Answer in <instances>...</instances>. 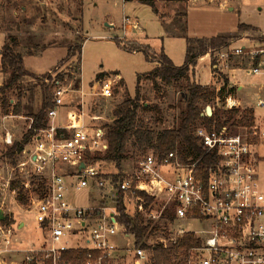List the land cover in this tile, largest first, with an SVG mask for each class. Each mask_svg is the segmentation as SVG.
Returning a JSON list of instances; mask_svg holds the SVG:
<instances>
[{
    "label": "built area",
    "instance_id": "obj_1",
    "mask_svg": "<svg viewBox=\"0 0 264 264\" xmlns=\"http://www.w3.org/2000/svg\"><path fill=\"white\" fill-rule=\"evenodd\" d=\"M212 1V0H210ZM124 31L129 18H124ZM229 46L207 55L215 68L232 70V59L243 58V68L251 75H264V42L256 45ZM236 67V68H241ZM54 79L57 75L49 74ZM117 78L121 75H116ZM49 82L48 77L45 78ZM68 76L57 81L53 107L49 110L48 123L34 127L29 120L27 130L33 131L28 147L29 160L20 164L22 186L30 195L35 222L44 231L47 242L40 248L27 249L26 264H148L153 252L135 247L131 235L124 233L117 209L83 208L69 198L71 190L80 191L94 179L99 186L109 183L99 168L96 156H104L109 149L106 129L93 123L101 116L89 113L87 96L111 98L114 81L111 78L96 80L92 92L86 91L83 78L77 90L79 105L71 107L66 120L58 121L66 108L64 88ZM221 88H218L219 91ZM220 98H217V101ZM264 106V100H259ZM224 109L240 108L233 94L226 96ZM214 110V108H213ZM205 115L206 110H205ZM16 116L12 113L4 116ZM211 117V116H209ZM204 149L199 158H184L179 151H171L162 159L152 152L137 161L136 167L124 173L118 182L127 199L128 213H139L155 223L168 222L169 236L159 237L155 243L165 248L178 245L179 238L195 234L202 239L199 246L180 252L172 264H264V191L261 188L255 154L256 142L264 143V129L219 128L200 126L195 131ZM14 136L7 131L6 144L14 143ZM205 155L212 156L204 164ZM85 164L81 168L82 164ZM168 169L163 172V169ZM30 176V178H28ZM30 181V182H29ZM42 182L40 189L39 183ZM37 189V190H36ZM16 192V190H14ZM144 192L154 198L146 208ZM134 203V209L129 203ZM36 207V209H34ZM169 213H174L171 220ZM178 220L208 223L202 230H178ZM117 237L120 243H116ZM14 230L11 223L0 222V254L14 252ZM84 251V255L79 252ZM74 252L72 257L68 256Z\"/></svg>",
    "mask_w": 264,
    "mask_h": 264
},
{
    "label": "rangeland",
    "instance_id": "obj_2",
    "mask_svg": "<svg viewBox=\"0 0 264 264\" xmlns=\"http://www.w3.org/2000/svg\"><path fill=\"white\" fill-rule=\"evenodd\" d=\"M157 8L165 13L166 20L163 22L154 7L147 3L137 1L126 2L125 0H0L6 15L0 12V26L6 28L9 23L17 24L13 27V33L20 39L19 51L23 53L25 67L31 76L25 77L23 91L15 90L14 94L23 93V99L31 106L29 112H38L42 105V83L40 78L53 73H63L70 63H77L79 59V45L82 48V64L80 73L76 77L83 78L86 91L92 92L97 75L100 72L111 74L114 81V94L111 98L89 95L86 98L89 113L102 117L99 121H93L98 125L109 124L113 120V111L128 97L135 96L138 75L151 71L156 63L146 59L143 48L136 51L125 48L137 46H151L155 53L164 51L176 65L181 66L186 60L188 42L187 38H211L218 35L230 37L232 46L243 44L256 45L264 37V0H190L186 8L181 0H153ZM26 5L28 9H22ZM230 7L234 9H230ZM189 12V16L183 18V28L173 25V20L178 19L175 13L178 11ZM129 18L124 31L123 20ZM180 19V18H179ZM178 19V21H179ZM9 20V22L7 21ZM110 22H114L115 26ZM245 25L242 29L241 25ZM248 25L252 26L248 28ZM118 26V27H117ZM20 30V31H19ZM19 31V32H18ZM5 43L4 32H0V47ZM71 49V55L70 54ZM69 58L66 62L63 60ZM243 58L232 59V70L221 71L215 68V62L210 56L205 55L199 59L194 70L192 79L203 85L212 84L221 88L228 77L236 84H243V94L253 99L257 104L260 98L264 99V75H251L243 68ZM1 63V55H0ZM241 67V68H236ZM120 72L122 77L114 75ZM1 76V75H0ZM6 77V76H5ZM231 77V78H230ZM124 79L126 86L121 84ZM0 82H2L0 78ZM64 88L71 89L66 94V108L58 121L66 120L67 112L71 107L79 105V97L76 89V81L68 77ZM231 86V85H230ZM167 90L162 99L160 92L153 87L151 81L142 82V98L147 103H159L163 115L160 117L153 112L141 114L146 124L157 131L167 127H173L180 121L186 110V102L180 92H176L172 85H165ZM234 95L240 98L237 88ZM18 102V96H14ZM203 104L207 108L223 107V97ZM242 99V98H241ZM243 103V102H242ZM244 104V103H243ZM245 105V104H244ZM205 108V110H206ZM256 125L264 129V107L256 106ZM255 112V111H254ZM258 119L263 121H258ZM29 120L22 117H8L0 108V209L9 216V224H13L15 237L20 241L16 248L19 253L1 257L12 264L13 260L21 263L25 256L24 249L38 247L47 242L45 233L35 222L34 212H29L33 206L29 193L27 204H22L18 198L20 189L12 190L11 181L20 177L22 171L20 164L29 160L28 147L19 153L14 160L6 155L13 144H6L4 136L10 131L15 141H21L27 131ZM3 138V139H2ZM255 156L259 166L260 156L264 157V143L260 139L256 142ZM133 149H129V157L123 162V172H131L140 158L132 157ZM264 161V160H262ZM264 162L261 163L263 166ZM264 167V166H263ZM99 168L104 174L118 172L115 163L101 160ZM168 169L164 168L163 172ZM24 176V175H23ZM260 181L264 191V175ZM30 178V176L28 177ZM30 182V181H29ZM23 187V186H22ZM115 190L109 183L104 186L97 185L93 179L88 187L80 191L71 190L69 198L73 204L83 208H106L109 212L115 210L113 199ZM134 203L129 207L134 209ZM36 209V207H34ZM27 223L22 230L19 229V221ZM1 222V220H0ZM3 223V222H1ZM168 223L160 222L161 229L149 238L151 243L159 240V237L169 236ZM208 223L199 221L178 220L174 226L178 230H202ZM120 243L119 238H114ZM5 264L4 262H2Z\"/></svg>",
    "mask_w": 264,
    "mask_h": 264
},
{
    "label": "trees",
    "instance_id": "obj_3",
    "mask_svg": "<svg viewBox=\"0 0 264 264\" xmlns=\"http://www.w3.org/2000/svg\"><path fill=\"white\" fill-rule=\"evenodd\" d=\"M143 3L150 4L154 7L157 14L160 15L159 10L153 0H141ZM187 13L184 10L177 14V18L173 20L174 26L185 25L183 18ZM163 22H165L164 15H160ZM17 24L9 23L5 29L8 33L6 41L2 47H0L1 64L0 73H3L6 77L4 83L0 86V108L4 116L11 113L16 116L23 114V110L29 112L30 104L24 107L23 104V83L24 78L31 76V72L25 67L23 53L18 49L20 47V39L13 33V27ZM1 27V26H0ZM245 25H241L242 29ZM3 28V27H2ZM248 28L252 29L251 25ZM264 42V37L261 38ZM188 47L186 53V60L184 64L178 66L174 61L164 52L155 53L151 46H137L125 48L136 51L140 48L146 53V59L150 62L156 63L155 67L145 73L138 75L135 96L128 97L125 101L117 105L113 111V120L111 123L105 124L103 127L106 129L107 137L109 141V149L104 156H96L97 161L107 160L115 163L118 170L116 173L104 174L103 177L109 181V184L115 190V197L113 199L115 209L120 213L119 221L124 227V233L131 235L134 239L135 247L142 246L147 250L153 252L151 263L148 264H172L180 257V252L184 254V251L191 246H199L202 243V239L195 234H186L184 237L179 238L178 245L165 248L162 243L148 244V240L151 236L155 235L160 229V223H155L152 219H147L144 215L139 213H128L127 199L125 194L119 190L118 182L123 177V162L129 157V149H133L132 157L142 158L148 153H153L158 159H162L171 151H179L180 154L187 158L193 156L199 158L204 154V149L200 144L199 138L195 136V131L200 126L211 127L215 123L219 128L224 125H230L232 128L248 127L251 128L256 123L255 112L250 108H234L230 110L224 109V107H213L214 112L211 117L205 115V105L218 97H223V102L226 96L234 94L236 87L230 86V80L228 77L225 79L223 87L218 91L213 85H203L192 79L194 70L199 62V59L207 55L209 52L219 51L230 45V37L224 35H218L211 38H187ZM82 48L83 45H79V59L77 63H70L64 69L63 73H59L54 79L49 74L40 78L42 83V105L38 112H29L26 117L33 118L34 127L42 128L48 123L49 110L53 107L54 89L57 85V81L64 80L66 76L73 78L76 81V88L80 87V78L76 77L77 73H80L82 64ZM71 55V49L70 54ZM69 58L63 60L66 62ZM114 75H120V72H115ZM48 77L49 82L45 81ZM111 74L106 72H100L97 75L98 80H105L110 78ZM151 81L153 87L160 92V96L163 99L167 90L165 85H172L176 92H180L183 100L186 102V110L182 115L178 124L173 127H167L157 131L153 127L146 124L145 120L141 116L146 112H153L157 114L161 120L163 110L159 103L150 104L143 101L142 98V82ZM121 84L126 86L125 80L121 79ZM21 91L18 94V102L12 103V96L14 91ZM24 92V91H23ZM33 131L27 130L21 141H15L6 152V155L14 160L19 153L25 150L33 136ZM212 156L205 155L203 162L208 164ZM139 160V159H138ZM137 160V161H138ZM12 190L20 189L18 192V200L22 204L28 203V198L25 194L24 187H22V180L16 178L11 181L10 184ZM42 186V182L39 183L38 189ZM37 190V189H36ZM143 196L147 203L146 208L154 202V198L148 196L144 192L139 193ZM171 220L175 219L174 213H169ZM10 218L6 216L3 223H9ZM168 223V222H165ZM80 255H84V251L79 252ZM74 252L67 254L72 257Z\"/></svg>",
    "mask_w": 264,
    "mask_h": 264
},
{
    "label": "crops",
    "instance_id": "obj_4",
    "mask_svg": "<svg viewBox=\"0 0 264 264\" xmlns=\"http://www.w3.org/2000/svg\"><path fill=\"white\" fill-rule=\"evenodd\" d=\"M126 2H132V1H137V2H140V3H143L141 0H125ZM189 1L190 0H181V1H179V2H182V4H185L186 6V8H188V4H189ZM156 4V3H155ZM3 6H4V3L3 2H1L0 3V12L2 13V14H5L6 15V10L3 8ZM22 9L25 11L26 9H28V7L26 6V5H22ZM230 9H234V8H232V7H230ZM159 10V9H158ZM184 11V10H183ZM182 11V12H183ZM179 12H181V11H178V12H176L175 13V17L177 16V14L179 13ZM159 13H160V15H164V19L166 18L165 17V13L164 12H161L160 10H159ZM187 13V17L189 16V12L187 11L186 12ZM8 22H9V20H7ZM124 21V20H123ZM112 25H109V26H115V28H116V25H114V22H110ZM129 23V22H128ZM19 25H17V27H18ZM122 26H124V22H123V24H122ZM118 27V26H117ZM20 31V30H19ZM18 31V32H19ZM0 32H4V35H5V41H6V38H7V35H8V33L5 31V29L4 28H2V27H0ZM1 64V63H0ZM0 78H1V80H2V82H0V86L4 83V80H5V75L3 74V73H0ZM121 77H122V75H121ZM231 78V77H230ZM207 85H209V84H207ZM210 85H212V84H210ZM231 86H234V87H236L237 88V90H238V93L241 95V97L240 98H237L236 97V95H234V97L240 102V108H243V109H245V108H250V109H253L254 111H255V115H256V106H261L260 104H259V100L257 101V104H255V102H254V100L253 99H251V98H249L248 96H246V94H243V89H244V86H243V84H241V83H239V84H236L234 81H232V79H231ZM14 96H17V95H15L14 94ZM242 98V99H241ZM260 99H263V98H260ZM264 100V99H263ZM245 104H243V103ZM12 103L13 104H15L16 103V101H15V99H14V97L12 96ZM23 104H24V107L26 106V105H28V102H26L24 99H23ZM261 107H264V106H261ZM29 112H26V111H24L23 110V114L22 115H20V116H24V117H26V115L28 114ZM29 115V114H28ZM257 116V115H256ZM263 120H264V118H263ZM263 120H260V119H258V121H263ZM264 123V122H263ZM5 137V136H4ZM3 137V138H4ZM2 138V139H3ZM4 140V139H3ZM262 160H264V157H261L260 156V161H259V166H258V169H259V177H260V181H262V175H264V165L263 166H261V163L262 162H264V161H262ZM264 164V163H263ZM4 214H5V212H4ZM6 216V215H5ZM11 225H13V224H11ZM26 225H27V223L25 222V221H23V220H20L19 221V229L20 230H22V229H24L25 227H26ZM13 227V226H12ZM40 227V226H39ZM13 230H14V228H13ZM44 232V231H43ZM13 240H14V249H15V251L14 252H11V253H3V254H0V261H1V257L2 256H7V255H12V254H14V253H19V251H22V250H18L19 248H16L15 246H17V244L20 242V241H18L19 239L17 238V237H15V232H14V238H13ZM43 245V243L40 245V246H38V247H27L26 249H24L23 251L25 252L27 249H35V248H40L41 246ZM5 246H4V243H0V248H4ZM2 262H4L5 264H7V262L6 261H2ZM2 262H0V264H3ZM21 263L22 264H26V262H25V256L21 259ZM12 264H20V262L19 261H17V260H13L12 261Z\"/></svg>",
    "mask_w": 264,
    "mask_h": 264
},
{
    "label": "water",
    "instance_id": "obj_5",
    "mask_svg": "<svg viewBox=\"0 0 264 264\" xmlns=\"http://www.w3.org/2000/svg\"><path fill=\"white\" fill-rule=\"evenodd\" d=\"M213 112H214L213 107L208 106L206 108V114H207V116H212L213 115ZM84 166H85V164L83 163L81 165V168H83ZM5 218H6V216L4 214V211L2 209H0V220H4Z\"/></svg>",
    "mask_w": 264,
    "mask_h": 264
}]
</instances>
